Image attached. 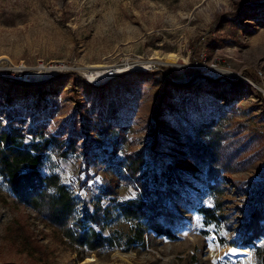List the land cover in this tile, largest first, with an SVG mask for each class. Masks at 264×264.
<instances>
[{"label": "rangeland", "instance_id": "obj_1", "mask_svg": "<svg viewBox=\"0 0 264 264\" xmlns=\"http://www.w3.org/2000/svg\"><path fill=\"white\" fill-rule=\"evenodd\" d=\"M13 66L46 70L25 81L1 70ZM87 71L99 72L94 81ZM0 119L26 145L50 141L40 172L76 193L75 219L103 212L95 228L116 244L70 243L0 173V264H258L256 248L264 257V227L244 245L240 230L246 209L264 212V0H0ZM40 123L44 137L28 133ZM186 138L209 148L215 186ZM143 197L180 217L163 221L175 238L147 231L128 246L119 205Z\"/></svg>", "mask_w": 264, "mask_h": 264}, {"label": "trees", "instance_id": "obj_2", "mask_svg": "<svg viewBox=\"0 0 264 264\" xmlns=\"http://www.w3.org/2000/svg\"><path fill=\"white\" fill-rule=\"evenodd\" d=\"M260 2H253L252 7L258 6ZM218 80V79H216ZM170 83V80L166 79ZM18 85H28L26 82L13 81ZM44 124L28 128V133L36 137H44ZM24 134L15 126L2 128L0 119V173L4 176L8 187L14 198L21 204L30 207L47 224L54 227L70 243L88 250H97L105 246H115V240L110 235H105L97 230L95 225L99 224L103 212L93 210L92 212L82 210L81 215L75 219L74 211L77 205L73 189L62 183L57 174L43 175L40 167L43 163L44 153L48 148L50 141L31 142L26 145L23 143ZM55 139V137H51ZM187 139V138H186ZM192 139L188 138L187 141ZM189 144V142H188ZM189 153L195 164L207 162L205 177L212 181L210 187L215 186L220 175L219 169L212 164L214 157L209 152V148L204 144L191 142L189 144ZM138 168L128 167V170L134 174ZM175 181L179 182V175L174 174ZM141 187L144 186L140 184ZM54 189V193H49V189ZM108 192L113 189L107 186ZM148 190L144 187L143 195H147ZM169 192H172L169 190ZM131 199L126 203L119 205V211L126 219L132 223V234L127 238L128 246L133 243H139L145 232L151 231L156 235H164L168 238H175L171 228L163 221L172 220L174 216L170 208L161 203V199L147 200ZM260 199H264V189L260 194ZM262 207H264V200ZM106 212H104L105 214ZM163 218V219H162ZM71 220H74L71 223ZM264 227V212L259 207L248 208L245 211L240 230L243 234V244L250 242L258 235ZM245 235V236H244ZM258 264H263L264 257L259 249H255Z\"/></svg>", "mask_w": 264, "mask_h": 264}, {"label": "built area", "instance_id": "obj_3", "mask_svg": "<svg viewBox=\"0 0 264 264\" xmlns=\"http://www.w3.org/2000/svg\"><path fill=\"white\" fill-rule=\"evenodd\" d=\"M1 70L2 72H5L6 74L9 73L10 76L13 78H18V79L25 80V81L38 79V78L31 77L30 72L24 66L7 67V68H2ZM73 194L76 195V193L74 192Z\"/></svg>", "mask_w": 264, "mask_h": 264}, {"label": "bare ground", "instance_id": "obj_4", "mask_svg": "<svg viewBox=\"0 0 264 264\" xmlns=\"http://www.w3.org/2000/svg\"><path fill=\"white\" fill-rule=\"evenodd\" d=\"M174 65V64H173ZM53 67V66H52ZM52 67H48V68H50L49 70H53L54 68H52ZM48 68H47V70H48ZM98 68V67H97ZM44 69H45V67H42V69H41V67H40V69H37V70H35V71H44ZM46 70V69H45ZM35 71L33 72V73H31V77H35V78H41L40 76L41 75H43L42 73H40V72H36L35 73ZM91 71H87V72H84V75H85V78H88V79H90V80H93L94 81V79H95V75H97L99 72H94V73H90ZM111 75V74H110ZM93 261H95V259H94V256H91V257H88L84 262H82L81 264H88V263H90V262H93Z\"/></svg>", "mask_w": 264, "mask_h": 264}, {"label": "clouds", "instance_id": "obj_5", "mask_svg": "<svg viewBox=\"0 0 264 264\" xmlns=\"http://www.w3.org/2000/svg\"><path fill=\"white\" fill-rule=\"evenodd\" d=\"M48 191L49 193H54L55 190L50 188Z\"/></svg>", "mask_w": 264, "mask_h": 264}]
</instances>
